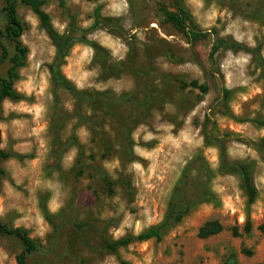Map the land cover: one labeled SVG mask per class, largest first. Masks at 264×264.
I'll return each instance as SVG.
<instances>
[{
    "label": "rangeland",
    "instance_id": "rangeland-1",
    "mask_svg": "<svg viewBox=\"0 0 264 264\" xmlns=\"http://www.w3.org/2000/svg\"><path fill=\"white\" fill-rule=\"evenodd\" d=\"M42 1L61 34L72 26L91 28L99 6L111 21L88 34L97 51L78 43L61 67L67 80L87 92L79 104L53 81L57 50L39 18L25 5L18 8L28 26L22 41L30 55L15 84L22 99L6 100L1 108V149L13 157L2 164L0 218L28 230L38 243L27 264H227L233 252L239 264H264V84L252 56L223 49L212 63L215 37L193 44L176 32L160 11V4L173 10L171 0H66V9L57 0ZM184 5L201 30L215 29L248 48L260 45L264 57V0H184ZM3 6L0 0V36ZM8 67L2 66V75ZM180 81L207 84L209 91L182 89ZM223 89L231 92L227 102ZM217 139L229 161L252 167L254 204L237 174L220 171ZM78 143L85 147L83 175L74 169ZM102 144L110 148L103 160ZM197 158L202 163L191 173L192 193L204 189L207 165L214 172L209 187L216 202L198 204L161 241L136 242L118 255L108 252L104 239L138 236L162 222L184 168ZM97 164L123 180L113 196ZM214 221L222 232L200 238V229ZM77 223L87 227L78 229ZM22 250L17 239L2 238L0 264H17Z\"/></svg>",
    "mask_w": 264,
    "mask_h": 264
},
{
    "label": "trees",
    "instance_id": "trees-1",
    "mask_svg": "<svg viewBox=\"0 0 264 264\" xmlns=\"http://www.w3.org/2000/svg\"><path fill=\"white\" fill-rule=\"evenodd\" d=\"M60 6L64 9L67 7L66 0H57ZM97 2L99 0H86ZM174 9L160 4V11L164 15L166 22L171 25L176 32L182 34L193 44L206 41L215 37L214 44L212 46V51L210 54V59L212 63L214 62L215 56L223 49L234 51L235 53L246 51L252 56L253 63L260 71V80L264 84V57L262 55V47L259 45L255 48H248L243 44L236 42L233 38H222L218 35L217 31L214 29L211 32L201 30L195 23L194 18L187 10L184 5V0H171ZM4 6L2 8V18L5 22L4 30L1 32L0 36V119H1V108L6 100L19 101L22 96L18 94L15 89L16 82L20 79L19 71L26 67L28 58L30 55L29 48L23 43L22 37L28 30L27 24L20 18L18 8L20 5H25L29 7L34 14L39 18L42 27L45 29L47 35L53 42L57 50V58H61L59 64H53L51 66V72L53 75V81L55 85L63 88L66 92L70 93L76 102L79 104L83 103V97L87 95V92L79 90L72 82L67 80L61 74V67L63 66L65 59L69 56L70 50L78 43L91 46L96 51L98 50V45L91 42L88 39V34L90 31L98 30L108 21L110 18L104 19L102 17V7L99 6L94 12V24L91 28L86 30H81L72 26L66 33H59L51 22L50 16L43 10L44 2L42 0H3ZM256 20L259 18H255ZM8 64V70L5 75L1 74V68L3 65ZM182 89L193 88L199 90L202 94H206L209 91V86L207 84H199L198 81H192L186 83L184 81L179 82ZM230 91L223 89V100L228 101L230 96ZM124 96L123 98H125ZM131 97L124 100L128 101ZM109 111H112L113 107L109 105L107 107ZM128 129V128H126ZM124 129V132H126ZM124 132L122 136H124ZM128 135V133H127ZM124 138V137H123ZM207 138V137H206ZM124 139H127L126 137ZM101 141V140H100ZM217 146L221 152V166L220 171L223 173H233L237 174L242 180V187L248 196V203L250 205L254 204L258 197V190L254 184L252 167L244 163H234L227 159L226 149L222 140L217 139ZM105 144V142H104ZM102 144V146L104 145ZM2 145V133L0 130V194L2 188L3 178L5 177V170L2 167L3 162L12 158V154L7 153L1 149ZM206 145H211L209 138L206 139ZM122 147V146H121ZM79 154L76 162L75 170L78 171L79 175H83L86 170L85 166V147L78 143ZM110 148L107 146L101 147V151L104 153L101 155L100 159L103 160L110 155ZM95 156H91L94 158ZM131 159V158H130ZM127 159V161H132ZM123 161V162H127ZM93 163H97V158L92 160ZM200 159L189 162L184 168L180 180L178 181L172 196L169 200L167 212L164 219L158 225L152 226L139 234L138 236L128 235L119 240H108L104 239L105 249L111 254L118 255L121 248H127L129 245L136 242H146L150 240L161 241L165 233L174 225L181 223L183 219L193 210L195 207L204 202H216L213 194L210 191L209 181L214 178V172L209 169L207 165L203 166V169L207 173V181L204 182V189L198 194L194 195L191 190V173L194 168L201 164ZM95 170L98 173L104 187L105 191L109 196H113L116 193V187L123 183L113 179L109 173L100 164L95 165ZM124 185L130 188L129 181H125ZM193 194V195H192ZM191 197V198H190ZM44 216L48 222H52L51 216L48 212L46 206L42 207ZM53 224V223H52ZM76 227L78 229H83L87 227V224L77 223ZM261 231L264 233V225L260 227ZM223 227L218 222H208L206 223L199 232V236L202 239H207L209 237L218 235L222 232ZM251 230L249 222L246 224V232L249 233ZM235 232L237 230H234ZM4 237H13L17 239L22 247V252L17 256V264H27L30 256L35 254L38 249V243L31 238L30 232L24 228H14L4 223L0 218V240ZM247 255H252L250 251L245 252ZM227 264H239L237 261V254L231 253Z\"/></svg>",
    "mask_w": 264,
    "mask_h": 264
},
{
    "label": "water",
    "instance_id": "water-1",
    "mask_svg": "<svg viewBox=\"0 0 264 264\" xmlns=\"http://www.w3.org/2000/svg\"><path fill=\"white\" fill-rule=\"evenodd\" d=\"M60 60H61V58H59V60L57 61V64H59V63H60Z\"/></svg>",
    "mask_w": 264,
    "mask_h": 264
}]
</instances>
